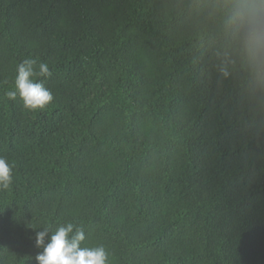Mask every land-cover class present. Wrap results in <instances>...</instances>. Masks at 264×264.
<instances>
[{
    "label": "trees",
    "instance_id": "obj_1",
    "mask_svg": "<svg viewBox=\"0 0 264 264\" xmlns=\"http://www.w3.org/2000/svg\"><path fill=\"white\" fill-rule=\"evenodd\" d=\"M213 0H0V264L74 222L109 264H264V92ZM46 62L42 110L5 96ZM51 232L49 233V236Z\"/></svg>",
    "mask_w": 264,
    "mask_h": 264
},
{
    "label": "clouds",
    "instance_id": "obj_2",
    "mask_svg": "<svg viewBox=\"0 0 264 264\" xmlns=\"http://www.w3.org/2000/svg\"><path fill=\"white\" fill-rule=\"evenodd\" d=\"M212 16L219 20L225 45L219 71L228 76L229 65L237 62L248 73L252 87L264 92V0H213ZM14 88L5 96L12 101L17 97L28 110H42L54 100L44 79L52 76L48 63L28 57L16 68ZM13 165L0 157V190L9 189L13 182ZM51 235L49 236V233ZM83 227L74 222L60 224L53 231L46 224L35 235V245L41 248L37 264H109V254L103 245L82 246L85 241Z\"/></svg>",
    "mask_w": 264,
    "mask_h": 264
}]
</instances>
